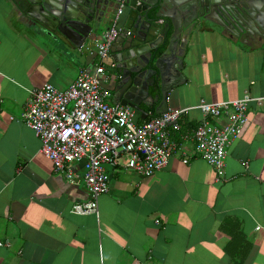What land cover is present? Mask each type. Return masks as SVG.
Returning a JSON list of instances; mask_svg holds the SVG:
<instances>
[{"label":"crops","instance_id":"1","mask_svg":"<svg viewBox=\"0 0 264 264\" xmlns=\"http://www.w3.org/2000/svg\"><path fill=\"white\" fill-rule=\"evenodd\" d=\"M113 13L73 42L0 0V243L7 244L0 246V264H264V39L240 42L209 26L192 31L180 77L170 80L165 98L166 111L183 110L178 129H166L177 147L166 167L147 177L106 168L108 190L97 199L96 215L71 213L88 198L83 184L53 173L21 113L30 90L46 83L63 90L80 69L94 70V54L77 48L100 41ZM126 15L122 9L117 29L127 25ZM109 63L101 86L111 95ZM244 94L260 101L248 104L216 180L194 153L191 132L203 119L197 104ZM159 101L140 105L135 124L159 115Z\"/></svg>","mask_w":264,"mask_h":264},{"label":"built area","instance_id":"2","mask_svg":"<svg viewBox=\"0 0 264 264\" xmlns=\"http://www.w3.org/2000/svg\"><path fill=\"white\" fill-rule=\"evenodd\" d=\"M123 7V2L115 7L111 24L100 41L77 48L94 54V70L90 73L80 69L63 90L47 83L30 90L21 113L22 123L39 140L40 153L50 162L53 173L70 185L82 182L88 198L70 209L78 216L96 215L97 199L108 190L106 168L121 167L147 177L166 167L177 150L166 129H178L176 121L183 110H168L138 125L132 109L107 102L111 95L101 83L108 79L105 61L110 60V47L120 31L115 23ZM109 68H114L111 60ZM253 100L260 101L247 94L230 101H198L203 119L191 132V141L196 157L212 167L216 180L223 178L226 148L239 137L247 121V106ZM208 118H222L224 123L210 124ZM186 161L182 158V162Z\"/></svg>","mask_w":264,"mask_h":264},{"label":"water","instance_id":"3","mask_svg":"<svg viewBox=\"0 0 264 264\" xmlns=\"http://www.w3.org/2000/svg\"><path fill=\"white\" fill-rule=\"evenodd\" d=\"M11 1L32 24L73 42H82L123 2L127 25L110 47L111 103L136 112L158 98L155 113L166 111L169 82L179 79L184 43L196 28H217L240 42L264 39V0Z\"/></svg>","mask_w":264,"mask_h":264},{"label":"rangeland","instance_id":"4","mask_svg":"<svg viewBox=\"0 0 264 264\" xmlns=\"http://www.w3.org/2000/svg\"><path fill=\"white\" fill-rule=\"evenodd\" d=\"M113 16V15H112Z\"/></svg>","mask_w":264,"mask_h":264}]
</instances>
